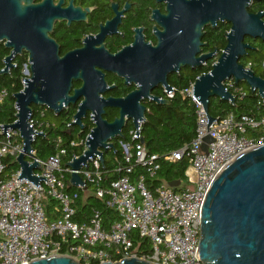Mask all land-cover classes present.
<instances>
[{
	"label": "water",
	"instance_id": "water-1",
	"mask_svg": "<svg viewBox=\"0 0 264 264\" xmlns=\"http://www.w3.org/2000/svg\"><path fill=\"white\" fill-rule=\"evenodd\" d=\"M160 1V0H157ZM260 0H167L166 13L153 17L161 30L155 46L137 54L130 51L126 57L106 56L102 47L83 46L59 54L58 46L50 35L56 20L85 19V11L73 7L71 0L61 7L63 0H0V42L9 49L3 58L2 73L14 65L13 58L27 53L22 78L24 85L13 94L15 120L2 124L1 132L12 129L19 132L22 141L15 157L19 166L16 179L26 178L38 187L42 176L33 174L40 169L33 157L32 143L41 135L29 122L31 105L44 106L59 115L69 105H75L71 125L80 130L88 115L92 122L82 153L66 162L70 168L69 185L86 188L79 174L89 161L99 157L104 166V152L113 150L112 139L123 137V128L130 121L136 129L145 121L146 107L141 103L152 88L162 87L165 93L173 91L168 76L181 67L198 68L213 56L214 51L200 53L202 28L228 22L224 33L225 45L208 72L199 74L192 82V95L201 103L207 128L215 120L208 113L211 97L234 103L235 96L225 87V81L245 82L251 91L264 97V77L239 62L252 46L245 37L264 41L263 11L250 12V3ZM76 14H79L78 17ZM101 69L116 72L136 83L135 89L124 97L102 98L106 91ZM127 73L128 75H125ZM74 80L81 85L73 87ZM153 101L167 104V98L152 96ZM106 108L117 109L112 120L105 118ZM0 132V133H1ZM202 151L215 140L209 134L201 137ZM140 142L143 137L140 136ZM31 157V161L28 159ZM176 188L180 180L167 182ZM41 190V189H38ZM198 257L202 264H264V143L236 155L211 181L201 208ZM28 264H87L71 255L54 254L37 258ZM98 264H155L136 256L117 261L105 260Z\"/></svg>",
	"mask_w": 264,
	"mask_h": 264
},
{
	"label": "built area",
	"instance_id": "built-area-1",
	"mask_svg": "<svg viewBox=\"0 0 264 264\" xmlns=\"http://www.w3.org/2000/svg\"><path fill=\"white\" fill-rule=\"evenodd\" d=\"M231 80L225 81V87H232L243 94V89L235 87ZM21 83L24 85L22 80ZM172 89L165 94L172 96ZM180 93L190 97L195 106L196 128L189 143L162 155L149 153L139 141L140 125L138 136H132L131 145L120 141L127 162L125 175L112 180L108 186L102 185L98 156L89 161L87 168L78 171L85 185L90 183L96 196H106V204L118 215L107 230L102 227L97 209L93 210L88 221L77 223L71 219L76 194L65 191L63 171L70 176V168L63 169L60 164L64 148L45 159L37 158L34 150L31 151L40 164V169L34 170L33 174L45 179H41L36 187L26 178L16 179L19 167L13 173L4 171V157L10 154L15 160L22 141L21 137L13 139L19 135L18 131L8 129L7 134L1 132L0 127V134L4 136L0 141V264H28L54 254L71 255L87 264L91 260L100 263L130 256L155 264H202L198 257V242L206 191L222 167L236 155L264 143V115L235 116L229 113L216 117L207 128L206 113L192 95V82ZM6 95L7 90L0 87V102ZM135 130L133 128L130 134L133 135ZM206 134L215 140L207 143V151L204 152L201 137ZM86 136L70 144H82L84 149ZM183 158L187 161L184 175L188 185L181 189L174 190L163 182L151 190L146 186L145 175H139L134 182L129 178L134 164L153 176L160 168V160ZM28 159L32 160L29 156ZM45 197L56 201L53 211L58 214L55 218L48 219L45 214ZM134 239L138 240V245L146 240L149 252L136 255Z\"/></svg>",
	"mask_w": 264,
	"mask_h": 264
},
{
	"label": "trees",
	"instance_id": "trees-1",
	"mask_svg": "<svg viewBox=\"0 0 264 264\" xmlns=\"http://www.w3.org/2000/svg\"><path fill=\"white\" fill-rule=\"evenodd\" d=\"M264 1V0H263ZM264 10V2H252L249 11L256 12ZM264 19V16H263ZM219 29L213 40L215 46L218 47V54L207 60L201 67L195 69H182L178 73H174L169 84L174 88L172 96H167L158 92L157 95L167 98V104L147 103L145 111V121L140 127V136L143 137V145L149 153H156L162 155L166 152L181 147L185 143H189L195 134L196 128V114L195 106L190 97L180 93L187 88L191 82L199 74L208 72L211 69L212 63L220 54L226 41L224 31L229 28V23H219ZM252 47L247 50L246 54L239 59L245 67L252 69L255 75L264 77V41L261 39L246 38ZM213 49V48H211ZM9 53L2 42H0V70L3 68V58ZM13 66L7 73L0 72V87L7 90V95L0 102V125L11 123L15 120V105L13 94L22 89L21 83L24 65L27 63V53L22 52L13 58ZM233 81V80H231ZM235 87H241L244 93H239L234 88L227 87L235 96L234 103L224 101L217 97H211L208 106V113L212 117H224L229 113L235 116L240 114H248L254 117H261L264 115V97H261L256 91H251L245 82L234 84ZM75 105H69L64 108L59 115H55L44 106L31 105V123L37 131H42L40 136H36L32 148L35 156L39 159H45L50 155L58 153L61 148L65 152L60 155V164L63 169L66 168V162L74 155H79L83 151V145H71V141H79L83 139L92 127V122L87 115L83 120L84 129L76 125H71L72 115L76 110ZM105 117L112 120L117 115V109H108ZM48 115L45 119V117ZM133 125L128 121L123 128V137L112 139L114 149H108L104 152V166H100L102 172L101 184L108 186L110 182L120 176L126 174L125 168L127 162L124 160L123 149L120 141L123 143H133L130 131ZM4 136L0 134V141ZM58 139H60L58 141ZM5 164V172L13 173L18 169V164L14 160V156L7 154L3 159ZM160 168L155 175L150 176L144 173V169L138 165L133 166L129 178L134 182L139 175H145L146 186L153 190L159 184L179 179L185 180L184 171L187 167L185 158L177 161L160 160ZM64 180L66 183L65 191L76 194V198L72 203L74 214L71 219L77 223L88 221L93 210L97 209L100 212L102 219V227L107 230L111 224L118 219L116 211L106 204L107 197H98L93 193V188L90 183H86V190L79 187H74L68 184L69 173L63 171ZM178 190V188H173ZM45 206V214L48 219L55 218L57 212L53 211V206L56 201L51 197L43 199ZM136 247V255L141 256L149 252V247L146 240H142L138 245V240L134 239ZM115 260V258L113 259ZM82 263H84L81 260ZM88 264H98V261L91 260Z\"/></svg>",
	"mask_w": 264,
	"mask_h": 264
},
{
	"label": "flooded vegetation",
	"instance_id": "flooded-vegetation-1",
	"mask_svg": "<svg viewBox=\"0 0 264 264\" xmlns=\"http://www.w3.org/2000/svg\"><path fill=\"white\" fill-rule=\"evenodd\" d=\"M69 1L63 0L61 7L68 5ZM57 2L58 0H54V3ZM71 2L73 7H80L81 11H85L86 18L72 19L69 23L66 19L56 20L50 35L58 46L59 54L63 55L68 51L78 50L86 45L94 48L102 47L106 56L119 54L123 58L130 54L128 53L130 51H133L135 55L141 50L156 45L157 32L161 30V27L153 17V10H158V14L163 15L166 13L167 5V0H71ZM255 2L262 4L264 1ZM260 11H263L264 16V10ZM78 15L76 14L77 17ZM219 23L221 22H217L215 26L206 25L202 28L201 42L204 44L200 46V53L214 51L213 56L218 54V47L214 45L213 40L219 29ZM187 68L189 67H181L178 72ZM101 71L106 85V91L100 94L102 98L124 97L136 87L133 80L128 79L125 83V78L116 72L106 69H101ZM173 74L168 76V83ZM125 75L128 74L125 73ZM81 83V80H74L72 86L78 87ZM158 92L166 95L162 87L152 88L148 96L142 98L141 103L145 107L147 103H155L152 96L157 95ZM79 100L80 98L76 100L75 104ZM108 109L111 108H106V111ZM105 115H107V112Z\"/></svg>",
	"mask_w": 264,
	"mask_h": 264
},
{
	"label": "rangeland",
	"instance_id": "rangeland-1",
	"mask_svg": "<svg viewBox=\"0 0 264 264\" xmlns=\"http://www.w3.org/2000/svg\"><path fill=\"white\" fill-rule=\"evenodd\" d=\"M47 116H48V115H46L45 117H43V119H45ZM16 137L19 138L20 135H15V136L13 137V139H15ZM187 185H188V183L186 182V180H183V181L180 182V184H179L176 188L181 189V188H183L184 186H187Z\"/></svg>",
	"mask_w": 264,
	"mask_h": 264
}]
</instances>
